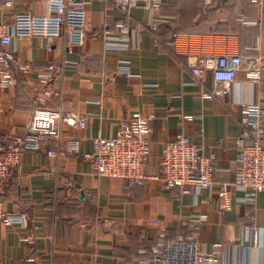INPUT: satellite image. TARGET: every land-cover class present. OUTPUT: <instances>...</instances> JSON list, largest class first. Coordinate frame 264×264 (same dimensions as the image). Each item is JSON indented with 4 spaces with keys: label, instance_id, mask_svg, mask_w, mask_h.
<instances>
[{
    "label": "crops",
    "instance_id": "crops-1",
    "mask_svg": "<svg viewBox=\"0 0 264 264\" xmlns=\"http://www.w3.org/2000/svg\"><path fill=\"white\" fill-rule=\"evenodd\" d=\"M157 1L160 10L153 18L160 22L154 27L147 25L146 10L133 9L126 17L108 0L86 1L83 46L67 50L59 38L46 50L42 39L29 34L30 19L48 14L46 2L0 0V24L17 31L8 49L32 69L16 74L14 88L0 90V142L27 133L33 97L40 91L36 74L47 64L60 69L50 87L61 91L62 112L88 117L84 130L61 128L62 138L80 141L81 154L91 152L92 138L112 137L130 112L147 117L151 130L147 179L129 189L121 180L95 176L81 155L47 157L53 140L39 151L23 152L2 203L8 212L24 214L28 227L0 224V264H155L150 250L160 232L170 239L192 237L207 252L220 244L217 264H264V192L224 214L216 211L215 195L222 184H231L236 140L247 135L239 124L240 103L264 106V0ZM241 20L256 22L244 25ZM120 21L130 30L128 46L110 50L102 37L116 36ZM175 30L182 31L172 43ZM210 54L260 59L259 84L247 83L244 66L223 102L202 98L211 90V74L195 82L187 56ZM123 64L136 78L118 73ZM58 105L56 97L47 102L49 108ZM184 116L195 118L188 122ZM177 134L213 157L210 200L194 204L191 195L177 199L174 191L162 189L161 149ZM194 215L205 220L193 224ZM28 235L34 237L32 244L22 241Z\"/></svg>",
    "mask_w": 264,
    "mask_h": 264
},
{
    "label": "built area",
    "instance_id": "built-area-1",
    "mask_svg": "<svg viewBox=\"0 0 264 264\" xmlns=\"http://www.w3.org/2000/svg\"><path fill=\"white\" fill-rule=\"evenodd\" d=\"M43 1L48 6V14L30 19V36L42 39L46 50H49L53 41L59 38H63L67 50L83 46L87 27L84 2L89 0ZM108 1L126 17L133 9L146 10L150 19L147 24L149 27H154L160 22L153 18L160 10L157 0ZM252 3L257 4V0H252ZM115 30L116 36L102 37L105 47L110 50L126 49L130 32L126 21L116 23ZM16 32L13 25L0 24L2 91L15 87L17 73L27 75L32 72L30 65L21 62L8 49L16 37ZM177 36L171 35L172 43ZM259 60L254 58L247 61L239 55H188L187 67L195 82H201L206 73L211 74V90L202 95V98L207 100L215 98L223 102L236 75L244 66L247 83L251 87L259 84L261 78ZM65 64L67 62L62 63ZM123 65L118 69V73L126 78H136L130 74L126 64ZM57 74H60V69H56L52 64H47L37 72L36 82L40 86V91L33 97V111L27 133L12 136L5 145L0 142V224L6 227L19 226L24 229L28 227V220L24 214L5 210L2 196L6 184L15 177L22 153L39 151L46 140L55 142L54 149L46 151L47 157L58 159L65 155H81L91 163L95 176L121 180L128 189L147 179L145 168L151 156V130L146 124L147 117L136 111L130 112L127 117L119 120L112 137L92 138L91 152L81 154L80 141L72 137L62 138L61 128L66 126L84 130L88 117L62 112L61 91H54L50 87ZM52 97L59 100L56 108L47 107V102ZM194 118L184 116L188 122ZM239 124L246 129L247 135L245 139L242 137L236 140V166L231 184H222L216 191L218 214L230 211L234 204L253 203L256 195L264 192V106L252 100L241 102ZM158 165V180L162 189L174 191L177 199L191 195L196 204L200 199L212 198L213 157L204 156L201 147L192 143L185 135L177 134L173 140L162 146ZM191 219L193 224H199L205 220V216L194 215ZM33 240L32 235L22 239L27 244H32ZM220 248V244H213L211 251L207 252L204 246L192 237L170 239L164 232H160L150 254L155 264H217ZM139 264L147 263L142 261Z\"/></svg>",
    "mask_w": 264,
    "mask_h": 264
},
{
    "label": "trees",
    "instance_id": "trees-1",
    "mask_svg": "<svg viewBox=\"0 0 264 264\" xmlns=\"http://www.w3.org/2000/svg\"><path fill=\"white\" fill-rule=\"evenodd\" d=\"M250 22H254V23H255L256 21H251V20H241V23L244 24V25H246L245 23H250ZM247 25H248V24H247ZM180 31H182V30H175V31L172 32V34H176L177 32H180ZM172 34H171V35H172ZM180 238H185V237H180ZM186 238H187V237H186Z\"/></svg>",
    "mask_w": 264,
    "mask_h": 264
}]
</instances>
